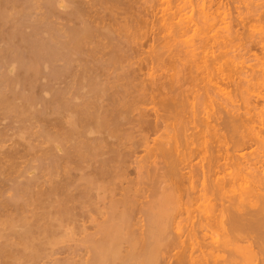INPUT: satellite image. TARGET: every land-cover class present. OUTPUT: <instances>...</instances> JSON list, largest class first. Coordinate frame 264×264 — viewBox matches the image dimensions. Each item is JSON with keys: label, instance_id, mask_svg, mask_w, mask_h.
Masks as SVG:
<instances>
[{"label": "bare ground", "instance_id": "1", "mask_svg": "<svg viewBox=\"0 0 264 264\" xmlns=\"http://www.w3.org/2000/svg\"><path fill=\"white\" fill-rule=\"evenodd\" d=\"M126 1L0 0V127H2L0 129V143L6 141L10 134L13 135L12 138L17 136L19 141L17 142V146H20L19 143L22 142L21 139L27 141V137L29 140L31 137L33 138V136H36L35 138H38V140L43 138L45 143H48H46L47 147L45 149L42 148V150H40L41 147H45L46 145L39 146L41 145L39 142L43 139L38 142V145L35 143L38 147L32 145L34 144L32 143L33 139L31 140L32 144H28L29 142H27L28 145L26 147L25 144L23 145L28 155L32 152L34 154V151L35 153L38 151L41 152H38V155L36 154L35 156L42 154V158L39 156L40 158L37 157V159L32 154L35 160H37L35 162H38L39 165L33 166L34 162L32 160H34V158H32L31 162H28V164L31 163V166H26L27 169L30 167L35 170L33 172L35 174L32 173L27 175L25 174L27 169L24 172L22 169V171L20 170L21 172L17 171V175L15 174L16 176L14 177H12V175H7V178L4 177L5 179H1V181L3 180V187L6 186L4 190L1 187L3 192L6 190L11 192H9L10 195L3 199L0 198V264H168L169 262L171 263V261H169L170 259L173 260L174 264H217V262L222 264L220 263L222 262V260H220L222 254L220 253H222L223 250H225V252L230 251L229 255L233 256L235 249H237L238 252H236L239 253V255L237 254L236 256V254H234L235 256H233V258L236 257L237 259L238 257V261H240H237L236 264H253L257 259L259 262L256 264H264V104L261 108H258V110L256 104L254 105L253 103L254 101H251V99L256 100V98L261 99V97L262 100L264 99V78H261L259 82L257 78L252 77L254 75H246L247 71L244 74L241 70L245 65V61L242 60L241 62V57L239 58L240 60H238L239 56H236V54H232L233 57L230 56V52H232L230 48H232L231 46H233L235 40H239V42L243 40V45L241 43L242 46H240L249 53L253 52L251 49L256 45L264 49V25L257 27L253 23V21H257L256 18L259 19L258 22L262 23V21H264V0L262 4H253L254 1H247V5L246 3H242L245 4L244 10L246 11L242 14L246 16L243 17L241 16L242 14L238 12V16L234 17L236 20L234 24L233 22L235 20L228 19L227 21L226 17H221L217 14V4H215L217 9L213 10L215 7L212 9L213 6H207V4L204 3L206 0H200V3L196 0L197 4L195 5H199L197 6V12H194L196 16L192 12L193 4L192 6H190V4L187 5L186 0H178L179 3L176 0H156L158 1L156 6L159 8L155 6L154 8V4L152 5L153 10L151 11V17L153 20L151 19V22H155L157 26L159 25L158 28H160V30H158V32H166H164L165 34L162 36V40L165 35H167L166 37H169L167 38L168 41L170 42L171 40V46L174 45L175 47L170 49L169 54L173 53L172 50H175L174 54L178 56L184 49L182 52L184 56L181 57H183L184 63L186 62L187 65L191 67L189 70H192L193 67L196 70L198 68L197 72L203 71L202 73H204V76L202 73L200 74L202 75L201 77H205V80L203 79L202 81H206V85L203 86V91L206 86L210 88L211 91L206 88L205 94L203 93L204 95L202 96L207 100V103L209 101L211 104L210 107L212 103H218L216 101L217 97L221 96L223 91L226 90L223 84L230 83V86L235 84L234 86L237 87L236 89L240 94L245 108L243 109L246 111V114L249 115V112L250 114L253 112L255 113L257 110L258 112L255 115L253 113V117L251 115L245 118L244 116H235L231 114V112L229 115L228 113L226 114L228 110L232 111L233 108L227 109V111L225 108H223V111L221 109L217 110L220 114L224 112L222 114L225 118L221 115L220 117L223 118V121L221 119L219 121L220 123L222 122V127L220 129H222V131H227L226 135L225 133H221L227 138L229 136V140H226L227 138L217 132L219 130L217 129L218 125H215V128H211L210 125L213 123L207 121L211 116L209 112L210 116L207 119L200 117L202 114L199 116L201 120L203 119L202 123L199 124L201 120L197 119L199 118L197 116L198 107L196 106L198 103L195 104L197 107L195 110L192 108L194 107L193 104L198 100L194 103L191 101L189 105H192V107H190L193 111L190 116L194 118H189L192 119L194 123L189 119V121L186 120V124L190 123L191 126L188 125L189 127L186 128V125H182L185 124V122L183 121L184 123L181 124V119L178 118L180 110L178 106H180L179 104H181V102L183 103V97L180 93L183 94V90H179V95L176 94L178 91L175 88L179 89L180 87L176 86L178 85V78L176 79L173 77L174 74H172V79H176L177 82L171 80V77L169 81L171 80L177 84L170 81V86L164 85L167 86L166 89L170 90H166L164 93L162 91L161 93L159 90L157 93L163 94V97L161 100L159 97V102H157L160 103V105H158L159 109L161 108L160 110L166 114L171 115V113L178 110V113L176 112L177 114H174V116L175 119L176 116L178 118L179 122H177L179 125H177L179 127L174 128V126H172L173 124H170L175 131L172 129L170 131L171 127L169 126L168 130L173 133L167 132L171 136H167V132L165 133L166 135H163L162 131L160 132L161 134L158 133L157 135H161V138L165 137V142L163 143L162 139L158 136L159 139L157 137L153 138L154 143L158 145L153 143L155 147H152L156 149L153 153L156 154V152L158 153L159 151L156 155L161 153L160 155H162V157L167 156L166 158L164 157L163 160L168 159V163L167 161L165 162V168L167 164L168 168H166V171L164 169L165 172L164 175H162L166 178L168 177L167 180H172V187L170 188V182L167 184L165 179L166 185L170 184L168 186L169 188L166 186L164 190V183L162 188L160 187V190L163 191L160 192L159 190L160 194H157L158 197L155 200L158 202L156 203L154 200H145L147 203L145 206H143L144 204H142V202V206H140V202L138 201L141 196L140 194V196L136 195L139 189L132 188L137 181L133 182L134 184L131 182L129 187H125V185L123 187V183L125 182L123 178L125 176H122L126 173H124L122 169L126 166L125 163L128 158H126V156H129V153L126 152L127 150L129 151V144L134 143L132 142L134 130L132 133L127 132L129 131L130 124L133 122V126L138 119L140 120V118L142 119L143 116H145L143 115L144 110L141 108L139 109L141 102L145 104L148 102L145 100L149 99L154 101L152 98L155 96L153 94L154 96L152 95V97H150L151 91L147 90L151 89L149 88V83L146 87V84L143 83V79L141 81V78L137 75L140 70L138 69V72L134 70L135 73L133 72L134 67L132 68L131 66V64H133L131 63L133 59L130 61L127 56L129 51L127 52L125 47L126 43H132L134 41H130L135 37L132 31L133 29L130 27H134V25L135 28L138 27V21L140 20L148 24L146 20L148 17L146 16L145 19L140 18V20H138L140 15L137 14L139 13L138 9V12L136 11L137 13L133 12L130 14L132 12H130V10L131 7H133L131 6L133 0L132 2L130 0L131 3H126ZM173 1L176 2L174 3ZM259 2H261V0ZM220 6L221 5H219V7ZM189 7L190 10H188ZM121 8H123V14L126 16L131 15L134 21L130 16H127V19H125V15H122L125 17L123 18L124 20L122 19L123 21L118 22L117 20L119 18L116 19L115 15L116 13L118 14ZM39 9H41L40 12H36V10L38 11ZM34 11L37 14L36 16H39L33 20L31 17ZM149 11L150 10H148V12ZM145 12L143 11V13ZM121 14L122 13H120V15ZM133 14H137L136 16H138V19H135ZM58 19H61V22H63L57 21L56 23ZM106 20L110 21V23L105 22ZM131 21H133L132 26L130 24ZM156 29L157 28H155V30ZM184 36H186V38ZM181 37H183V39H181ZM171 38L180 43L182 48L180 49L179 44L176 42H174L176 43L174 44ZM154 39H156L155 36ZM168 41L166 40L164 42L166 43ZM164 42L162 45H164ZM129 45L126 44V46H128L127 48H129ZM167 45L168 47L164 48H167L168 52V48L171 46H169L168 43ZM176 45L178 46L176 47ZM135 47H137V45ZM139 48H137V50ZM176 48H178V50ZM198 50H202L203 54L205 50H210V52H208L209 54L211 53V55L208 58L201 54L203 58L205 56L206 59H201V62L200 60L197 61L196 59L199 57H197V55L200 54ZM195 51H197V54ZM131 52L133 53V51ZM157 53H159V50H157ZM253 54L251 53V56ZM156 56L157 61H160L158 58L161 54ZM173 57L176 61L180 60L179 57V60H177L175 56ZM234 58H236L239 63ZM176 61L174 63L178 65H175V67L179 72L178 68L181 64ZM170 62H172V60ZM184 63H182V67L183 65L185 67L186 64ZM257 65L261 68H259L261 72L259 69L258 71L264 74V62L259 61ZM182 67L180 66L181 70ZM184 67L183 70L186 71ZM186 68L188 69V66ZM249 68L251 69V73L255 71L253 66H249ZM194 71L195 70H193V72ZM178 72H175L176 77L181 74V71L179 74ZM187 72L188 70L186 73ZM152 73L154 74V72ZM186 73H184V75ZM135 75L138 76V78L136 77V81ZM248 76H250V78H248ZM187 77L189 78V76L185 78ZM146 79L144 78V80ZM150 80H152L151 77ZM253 80H255V82H253ZM186 82L187 81H185V83ZM158 86H160V84ZM158 88L159 87H157V90ZM161 88H163L162 85L160 86V89ZM172 90H176L174 91L175 93ZM235 90L234 93H236ZM148 91H150V93ZM153 91L155 90L152 89V92ZM215 93L218 96H216ZM227 94L230 96L233 93ZM148 96L149 99H147ZM179 96L182 97H180L181 100ZM234 97H237V94ZM231 98L233 99L232 96ZM240 98L238 97V99ZM189 99L187 98L186 102H189ZM232 99H229L231 100L230 103H234ZM139 103L140 105L137 107ZM151 103L154 104V102ZM223 103L224 102L220 103L219 107L217 104L216 109L220 108ZM182 105L183 104H181L180 107L182 109L185 108V106L183 105V107ZM185 105L187 106L188 103H185ZM252 109L256 111H252ZM135 110L139 111L138 114H143L140 118L137 116L138 119H135L136 121L134 122V116L132 118L131 114ZM187 110L189 111V109ZM202 112H204L203 109ZM160 114L158 115L160 116ZM216 114L218 115L219 113L216 112ZM182 116L184 115H180V117ZM254 116L260 117V119L258 118L259 121L256 119L258 122L254 119ZM168 117L167 119L169 120L170 118ZM218 117L219 115L215 118ZM171 118L174 120V117ZM145 119L143 121H137V124L135 123L134 125L138 126V123L141 124H139V128L136 127L134 129L138 128L140 131L142 127V131H146L143 130V128H145L144 126L146 124L149 126L150 123L147 122V119V121H145ZM182 119L184 118L182 117ZM212 119L211 117V120ZM253 119L258 124H262V128L259 126L260 128L256 129L255 126H257V124L255 125V123L252 122ZM54 120L56 123H60L58 124L61 125L59 130L58 128L53 129V127L49 129V127L47 128V126H45V124L48 125ZM55 121L52 123H55ZM156 121L154 125H150V128H158L160 123H158L159 120ZM197 121L199 122L197 123ZM144 122L147 123L145 124ZM128 123L129 127L127 126V129L124 125ZM142 124L145 125L143 126ZM193 124L197 127L195 128ZM32 126L35 128L33 129ZM48 126L51 127L53 125L51 124ZM198 126L203 128V130L205 126V130L207 131H204L205 135H203V130H197ZM150 128L149 130H154ZM139 131L137 130V132ZM154 131L152 134H155ZM157 131L159 130L156 129L155 132L157 133ZM199 131L201 132L199 133ZM208 132L209 134H213V136L210 134L213 140L214 136L221 135L223 137L220 136V138H225L231 145L227 147L228 143L223 139L221 143L223 142L222 145H226V149L218 147L216 150L217 143L215 147L209 148L207 145L209 142L204 139L206 133L207 136L209 135ZM198 133L204 136L200 135L201 141L204 140V144L200 143L199 145L202 144L204 146H201V149H199L203 160H207V162L204 163L205 165L199 164V160L198 162L194 161V164L191 163V158L195 153L196 157L199 154L196 149L191 148L189 144L194 147L193 145H195L196 142L199 143L200 140L195 141V139H198L196 138L199 135ZM192 136L196 137L193 138ZM218 137H216V139H218ZM190 138L193 139V144L188 142ZM220 138L218 140L215 139L216 142L220 141ZM168 139H170V141H168ZM198 143L196 144L198 145ZM218 143V146H221L220 142ZM168 144L171 150L167 149L169 148ZM212 144L214 143L212 142ZM252 144L257 145L258 150L255 149L257 151H253L252 153L249 151L248 154L238 152V150L247 149V147ZM130 145L134 147V145ZM182 147L183 152H181ZM61 148L62 151H59ZM125 148L127 149L125 150ZM172 148L174 151H172ZM259 148L262 150L259 151ZM222 149H225L224 156H221ZM3 150L4 149L0 152L2 154V156H0V162H2V164L5 162L8 163L6 159L11 161L12 156L15 157L13 150L7 152ZM234 150H237L238 153H232ZM218 152L220 153L218 154ZM172 154L174 155L172 156ZM189 154H191V157ZM5 157L6 159H4ZM187 160L189 162H187ZM176 161L179 162L177 166ZM123 163L124 165H122ZM159 163L162 164L160 161ZM182 163L185 164H183V166L190 167L189 171H185L184 174L183 171L182 173L180 172L181 168L178 167L179 164L182 165ZM187 164L190 165L187 166ZM0 166L6 167L5 165ZM12 169L16 170L15 168ZM37 170L38 172H36ZM151 170L153 169L151 168ZM5 172L6 170L1 167L0 174L3 175ZM18 172H20L19 175ZM152 172L154 173V170ZM39 173H41V176L38 175ZM151 173L148 170V174ZM7 174H9V172ZM159 174L161 175V173ZM160 175L159 178L157 174H155L158 180L164 178ZM21 177H23V179H21ZM40 177H42V180H40ZM125 180L127 179L125 178ZM182 181L185 184L182 183ZM204 181L208 184H204ZM155 182L157 183V181ZM156 183H151L150 187L152 184L154 185ZM182 185L186 187L182 188ZM154 187L157 188L156 185H154ZM153 188L151 187V190H153ZM227 192L232 193V196H227L229 198L227 201L220 202L221 204L218 203L219 205L217 206V203L211 202L214 199L212 196H216L218 199V197H222L223 194ZM1 193L0 195H2ZM105 193L107 196L104 197V195H106ZM183 196L191 201V203L196 201L199 202L198 200L206 202L209 197L213 199L203 204V209L209 206L208 208L210 211L204 213L206 209L203 211L201 210L204 213H202V215L201 213L200 215H192L194 212L190 213L188 209L187 211H185L186 209L182 210L186 213L189 212L190 215L189 218H187L188 221H186L188 224H186L185 229L182 230L184 231L183 234L185 235V239H180V237H182V233H180L182 229L180 224L181 221H179L180 219L176 221L178 216L174 214V209L179 202L180 206L181 202L184 204L182 201ZM104 198L107 199V202L102 201ZM175 203L177 205L174 207ZM200 204L197 205L199 209L201 207ZM181 207L180 209L183 208ZM177 208L179 207L177 206ZM201 211L198 210V213ZM179 213L178 211V215H180ZM139 214L143 215V219L137 216ZM181 215L180 218L182 219L183 215ZM138 219H141L144 223L141 220L139 221L142 224L137 222ZM89 221L94 222L93 225H91L92 223L87 225L86 222ZM213 228L215 230L219 229L220 234L219 232L217 233V231L214 234H219L220 237L216 238L217 235L214 237L208 234V232H210L208 230ZM172 229H175L173 231L175 235L171 234L173 233ZM75 234L80 237L74 239L73 236ZM176 238L180 239L177 240L179 243L176 241ZM69 241L75 244L73 243V245H71V242V244H69L70 246L64 244ZM237 242L239 243L238 246L236 244ZM243 242L246 244L244 245ZM228 245L231 248L233 245H236L235 249L234 246L232 248L234 252ZM208 246L211 247V251L209 252L205 251V247L208 248ZM227 246L228 248L226 250L225 247ZM220 247L222 250L219 249ZM173 248H175L174 250L177 252L173 250L174 253L171 252V254L173 253L171 255L170 250ZM225 259L223 261H225ZM225 263L228 264V262Z\"/></svg>", "mask_w": 264, "mask_h": 264}, {"label": "rangeland", "instance_id": "2", "mask_svg": "<svg viewBox=\"0 0 264 264\" xmlns=\"http://www.w3.org/2000/svg\"><path fill=\"white\" fill-rule=\"evenodd\" d=\"M125 1H126V0H125ZM136 1H137V2H136ZM155 1H156V0H133V2H132V0H131L132 3L130 2V0L126 1V3H127V2H130V3H131V6H133V7H131L130 12H131V11H132V12H131L130 14H132L133 12H134V13H137V12L139 11V13H137L138 15L140 14V15H139V19H138V16H136L137 14H133L135 19L140 20V18H144V19H145L146 16L148 17V18H146V20L148 21V24L144 23L145 21L143 22V20H140L141 23H140V21H138L140 27H139V26L136 27L137 29L135 28V25H134V27H130V28L133 29L132 31L134 32L135 37H134L132 40H130L131 42L134 40L132 43H130V42L126 43V44H128V45H129V44H132V45H129V48H127L128 46H126V44H125V47H126V49H127V52L129 51V52L127 53V54H128L127 56H128V58L130 59V61L133 59V60L131 61V63H133V64H131V66H132V68L134 67V68H133V72H134V70H136V72H138V71L140 70V72H139L138 74H137V73H136V74L141 78V81H142V79H143V83L146 84V87L149 85V88H151V89H147V90H150V91H151L150 97H152L153 94H154L155 96H156V95L158 96V97L156 96V100H155V96L153 95V96H154V97H153L154 99L152 98V100H154V101H151V100L149 99V96H148L147 99H149V100H145V101H148V102H150V103L146 102V103L144 104V102H143V104H142V102H141V105H140V103L137 105V107L140 105V106H139V109L141 108V109L144 110V111H143L144 114H143V113L138 114L139 111H137V110L133 111V113H132L133 115L131 114L132 118H133V116H134V119H133L134 122L138 119V117H139V118H140V116L142 117V114L145 115V116H143V118H144V119L146 118L148 121H147L146 119H145V121H147L148 123H150L149 126H147V124H146L147 122H146V123L144 122V123L146 124V125L144 124L145 126L142 124V125L145 127V128H143V130H146V131H142V127H141V130H140L141 132L139 131V129H138L139 127H138V126H139V124H141V123H138V126L134 125L135 123L137 124V121H138V122H139L140 120L143 121V120H144L143 118H142V119L140 118V120L138 119V120L133 124V126H132V123H133V122H132V123L130 124V127H131V126L133 127V128L131 127L132 129L128 126L129 123L126 124V125L123 124L125 128H127V126L129 127V129L127 128V129L129 130V131H127V132H131V133H132L133 130H134V136H133V139H132L133 141H132V142L135 143V144H134V143H130V144L134 145V147L131 146V145L129 144L130 147H128V148H129V151H130L131 153H130L128 150L126 151V152L129 153V154H128L129 156H126V158L128 157L127 160H126L127 162L125 161V162H126V163H125L126 166H125V167L123 166L124 168L122 169L123 172L126 173V174L121 173V174H123L122 177L125 176V177L123 178V179H124L123 181H125V182H124L125 184L123 183V187H124V185H125V187H126V186L129 187V186L131 185V182H132V183H133V182H136V181L138 182V183L136 182L135 184L133 183L135 186H132V188H133V189H134V188H136V189L138 188V189H139L138 192L136 191V192L138 193V194H136V195H138V196L141 195V196H142V197L140 196L141 198L139 197V199H138V201L140 202V206H142V204H144L143 206H145V204H147L146 201H153V200L155 201V200H156V198L158 197L157 194H160V192L163 191V190H160V189L162 188L163 184L165 183V179H166L167 184H168V182H170V184H171V181H172V180H171V181L167 180L168 177L166 178V177L163 176V175H164V172L166 171V168H168V167H167L168 164H167V166H166V168H165V165H166L165 162H166L168 159L163 160L164 157L166 158L167 156H163V157H162V155H160V154H161V153H160V154H159L160 157H159V155H156V154L159 153V151H158V153L156 152V154L153 153V151L156 150V149H153V148H152V147H155V146L153 145V143H154V139H153V138H156V137H157V138L159 139V137H160L161 135H160V136L157 135L158 133L161 134L160 132L162 131V133H163V135H164L167 131H169V130H168V129H169V126L171 127V128H170V131H171V129H172V126H174V128L179 127V126H178V125H179V124H178V122H179V121H178V118L181 119V124L185 122V124H182V125H186V128H188V127L190 126V123H189V124H186V120H187V121H189V120L192 121V119H193L194 117H191L190 115L192 114V111L195 110V109L198 107V108H197V110H198V111H197V113H198L197 116L199 117V116L202 114V116H200V117H203V119H204V118L207 119V118L210 116V114H211V116L209 117L210 119H207V121H209V123L212 122L213 124L216 123V124H214V125L211 123V124H212V125H210L211 128H215V127L218 125V126H217V129H219L220 131L218 130L217 132H219V133L222 132L223 134L225 133V135H226V132H227V131H225V130L223 129V130L225 131V132H224V131H222V129H220V128L222 127V126H221V125H222V122L220 123V121H219L220 119L223 121V118H222V117H224V116H223L222 113H224V112H222V113L220 114V112L217 111V110L221 109V110L223 111V108H225L226 111H227V109H232V108H233L232 111H231V110H228V112H226V114L228 113V115H229L230 112H231V114H234L235 116H236V115H237V116H240V117H241V116H244L245 118L250 117V116L254 113V112L252 113V111L255 110V109H254V110L252 109V111H251L252 114H250V112H249V115L246 114V111L244 110L245 108H244L243 103H242V99L240 98V94H239L238 90L236 89L237 87L234 86L235 84L232 85V83H231L232 86H230V83H227V84L224 83L223 86L225 85L224 87H225L226 90H224L225 92L223 91V94H225V95L221 94V96L217 97V99H216V101H217L218 103H219V102H220V103L224 102L223 104H225V105L221 104L220 108L216 109L218 103H217V104L212 103V106L210 107L211 104L209 103V101H208V103H207V100H205V99H204V96H202V95L205 94V90H206V88H207V86H206V87H205V90L203 91V89H204L203 86L206 85V84H205L206 81H202V80L205 78V77H204V78L201 77L202 75H200V74L203 72L202 69H201L202 72H197L198 68H197V70H196V69L193 68V67H192V70H189L191 67H189V65H187L186 62L184 63V59H183V57H181V56H184V55L182 54V52H183L184 49H183L182 51L179 50V51H181V53L179 52L180 54H178V56L174 54V53H175V52H174L175 50H172L173 53H170V54H171V55H170V54H169L170 49H173L174 45L171 46V40L169 39L170 42L168 41L167 38H169V37H166L167 35H165L164 39L162 40V36H164V34H165L166 32L164 31L165 33H164V32L161 33V31H159V32H160V33H159V32H158V30H160V28H158L159 25L157 26V24H156L155 22H153V23L151 22V19H152V17H151V11L153 10L152 8H153L154 6H155L156 8H159V7L156 6V4H157L158 1H156V3H155ZM171 1H172V0H171ZM176 1L178 2V0H176ZM176 1H173V2L175 3ZM179 1H180V0H179ZM199 1H200V0H198V2H199ZM201 1H202V0H201ZM212 1H213V2H212ZM212 1H211V0H209V1L206 0V2H204V1H203V2L206 3L207 6H208V5H209V6H210V5L213 6L212 9L215 7L213 10H216V9L218 8V9L216 10V11H217V14H219L221 17H226V18H227V21H228V19H230V20H231V19L235 20L234 17H237V16H238V12L241 13V14L244 13V12H246V11L244 10V9H245V7H244L245 4H242V3H246V5H247V3H248L247 1H249V2H250V1H252V2L254 1L253 4H254V3H256V4H257V3H259V4L261 3V4H262V1H263V0H261V2H259L260 0H246V1H245V0H212ZM256 1H257V2H256ZM90 2H91V1H90ZM134 2H135V3H134ZM173 2H172V4H173ZM190 2H193V3H190ZM196 2H197L196 0H191V1H190V0H189V1L186 0V4H187V5L190 4V6H192V4H193V6H194L195 4H197ZM217 2H218V3H217ZM88 3H89V1H88ZM130 3H129V5H130ZM140 3H141V4H140ZM142 3H143L144 5H143ZM178 3H179V2H178ZM199 3H200V2H199ZM212 3H214V4H212ZM132 4H133V5H132ZM134 4H135V5H134ZM138 4H139V5H138ZM153 4H154V5H153ZM215 4H217V5H216L217 8H216ZM150 5H151V6H150ZM152 5H153V7H152ZM219 5H221V6L219 7ZM242 5H243V6H242ZM142 6H143V7H142ZM144 6H145V8H144ZM146 6H147V7L149 6L148 9H147ZM193 6H192V10H193L192 12H193V14L195 15L194 12H197V6H199V5H195L194 7H193ZM134 7H135V8H134ZM141 7H142V9H141ZM155 7H154V8H155ZM221 7H222V8H221ZM243 7H244V8H243ZM132 8H133V9H132ZM194 8H195V11H194ZM137 9H138V11H137ZM146 9H147V10H146ZM212 9H211V10H212ZM242 9H243V10H242ZM33 10H35V9H33ZM40 10H41V9H39L38 11L36 10V12H40ZM122 10H123V8L119 9L118 14L116 13V15H115V18H116V19H117V18L121 19V20L118 19V20H117L118 22L123 21V20H124L123 18H125V17H126L125 19H127V16H130V17L132 18V20H133V17H132L131 15H127V16H126L125 14H123L124 11H122ZM148 10H150V11L148 12ZM188 10H190V7H189ZM136 11H137V12H136ZM143 11H144V12L146 11V12L148 13V15H147L146 12L143 13ZM36 12H35V11L33 12V16L31 17V19L34 20L35 18H37V17L39 16V15L36 16V15H37ZM125 12H126V11H125ZM127 12H128V11H127ZM103 13H105V12H103ZM120 13H122V14L120 15ZM126 14H127V13H126ZM128 14H129V13H128ZM196 14H197V13H196ZM236 14H237V15H236ZM241 14H240V15H241ZM245 14H246V13H245ZM117 15L120 16L121 18L118 17ZM122 15H123V16L125 15V17H123ZM143 15H144V16H143ZM149 15H150V16H149ZM195 16H196V15H195ZM195 16H194V17H195ZM241 16L244 17V16H246V15L242 14ZM136 17H137V18H136ZM128 18H129V17H128ZM255 18H256V17H255ZM122 19H123V20H122ZM148 19H149V20H148ZM129 20H130V19H129ZM152 20H153V19H152ZM254 20H255V19H254ZM256 20H257V21H255V22L253 21V23H254L257 27H260L261 25H264V21L260 20V21H262V23H261V22H258L259 19L256 18ZM57 21H58V22H61V19H60V20H59V19L56 20V23H57ZM125 21H127V20H125ZM125 21H124V22H125ZM133 21H134V20H133ZM133 21H131V23H130L131 26H132V22H133ZM136 21H137V20H136ZM62 22H63V21H62ZM62 22H61V23H62ZM105 22L110 23V21H108V20H106ZM124 22H123V23H124ZM138 22H137V23H138ZM149 22H150V23H149ZM151 23L154 24V25H152ZM234 23H236V20L233 22V24H234ZM253 23H250V24H253ZM134 24H136V23H134ZM144 24H146V25H148V26H146V25H144ZM149 24H150V27H151V28L149 27ZM254 24H253V25H254ZM141 25H142V26H141ZM136 26H137V25H136ZM145 27H146V28H145ZM153 27H154V28H153ZM148 28H149V29H148ZM152 28H153V29H152ZM155 28H157V29L155 30ZM135 29H136V30H135ZM146 29H147V30H146ZM145 30H146V31H145ZM148 30H149V31H148ZM151 30H152V31H151ZM240 30H241V29H240ZM132 31H131V33H132ZM147 31H148V32H147ZM156 31L158 32V35H157V32H156ZM151 32H152V33H151ZM131 33H130V34H131ZM134 34H133V36H134ZM151 34H152V35H151ZM159 34H160V35H159ZM151 36H152V37H151ZM154 36H155L156 39H154ZM156 36H158V37H156ZM136 37H137V38H136ZM159 37H160V38H159ZM184 37L186 38V36H184ZM165 39H166L168 42L165 43V42H164V41H166ZM171 39H172V38H171ZM181 39H183V37H181ZM156 40H157V41H156ZM141 42H142V43H141ZM160 42H161V43H160ZM163 42H164V45H162ZM172 42L174 43V42H176V40H173V39H172ZM167 43L169 44V46H171V47L168 48V52H167V48H164V47H168ZM173 43H172V44H173ZM176 43L179 44V48L181 49V48H182V45H181L180 43H178V42H176ZM176 43H174V44H176ZM237 43H238V44H237ZM241 43H242V45H243V40H242L241 42H239V40H235V41L233 42V46H231L232 48H230L231 51H232V52H230V53H231L230 56H232V54H233V55L236 54V56H239V57H238V60L241 59V60H240L241 62H242V60L245 61V62H244L245 65L242 64V65H244V66L242 67V68H243V69H242L243 71L241 70V72H243V73L245 74V72L247 71V72H246V75H250V76H251V75H254V76H252V77L257 78V80L260 82V81H261V78H264V76H263L264 74L260 73V72H261V71H260L261 68L258 67L259 65H257V64L259 63V61L264 62V60H261V59H264V58H263V57H264V49H261L259 45H256L255 47L253 46L252 49H251V51L253 50V52H251V53H252V54L254 53L253 55L256 56V58H255V56H253V55L251 56V53H249L246 49H242V47H241V46H242ZM138 44H139V45H138ZM136 45H137V47H135ZM140 45H141V47H140ZM166 45H167V46H166ZM230 45H232V44H230ZM240 45H241V46H240ZM150 46H151V47L153 46L152 49H151ZM177 46H178V45H176V47H177ZM235 46H236V47H235ZM130 47H131V48H130ZM133 47H134L135 49H134ZM139 47H140V48H139ZM162 47H163V48H162ZM137 48H139V49L137 50ZM141 48H142V49H141ZM174 48H175V47H174ZM237 48H238V49H237ZM129 49H130V50H129ZM133 49L135 50V54H134V50H133ZM176 49L178 50V48H176ZM107 50H108V49H107ZM152 50H153V52H152ZM157 50H159V53H157ZM165 50H166V51H165ZM235 50H236V51H235ZM131 51H133V53H132ZM142 51H143V52H142ZM198 51H199L198 53H200V54L197 55V57H198V56H199V57H198V59H196V60H197V61L200 60V62H201V59H202V60H203V59H206V57L209 58L210 55H211V53L209 54L210 50H205V51H204V54H203V51H202V50H198ZM208 51H209V52H208ZM229 51H230V50H229ZM136 52H138V53H136ZM140 52H141V53H140ZM144 52H145V53H144ZM164 52L167 53V54H165ZM177 52H178V51H177ZM195 53L197 54V51H195ZM131 54H132V55H131ZM159 54H161L160 57H162V58L159 57L158 60H160V61H157V56H156V55L159 56ZM163 54H164V55H163ZM168 54H169L170 56H172V57H170ZM172 54H173V55H172ZM201 54L205 55L206 57L204 56V58H203V55H201ZM135 55H136V56H135ZM150 55H151V56H150ZM165 55H166V56H165ZM167 55H168V56H167ZM179 55H180V56H179ZM153 56H154V57H153ZM164 56H165V57H164ZM173 56H175V57L177 56V57H176L177 60H179V59H180V60H179V61H176L175 58H174ZM137 57H138V58H137ZM151 57H153V58H151ZM155 57H156V59H155ZM169 57H170V58H169ZM178 57H179V59H178ZM232 57H233V56H232ZM234 57H235V56H234ZM240 57H241V58H240ZM257 57H258V58H257ZM143 58H144L145 60H144ZM147 58H149V59H147ZM150 58H151V59H150ZM168 58H169V59H168ZM185 58H186V57H185ZM195 58H196V56H195ZM199 58H200V59H199ZM208 58H207V59H208ZM239 58H240V59H239ZM166 59H167V61H166ZM181 59H182V61H181ZM234 59L237 60L236 58H234ZM257 59H258V60H257ZM171 60H172L173 63L170 62ZM174 60H175L176 62H178V63L180 62L179 64H181V65H179V68H178V69H179V72L181 71V74H182V75L180 74V75H178L177 77L175 76V75H176L175 72H178V70L176 69L175 65H178V64H177V63H174V62H175ZM186 60H187V58H186ZM186 60H185V61H186ZM238 60H237V62L239 63ZM130 61H129V63H130ZM135 61H136V62H135ZM139 61H142V62H139ZM165 61H166L168 64H167ZM134 62H135V63H134ZM154 62H155V63H154ZM157 63H158V65H157ZM169 63H170V64H169ZM171 63H172V64H171ZM182 63H184V64H186V65L188 66V69H187V68H186L187 66L185 65V67H184V65H183V67L185 68V70H186V71L188 70L187 73H186V71L183 70ZM137 64H138V65H137ZM262 64H263V63H262ZM58 65H59V63H58ZM144 65H145V67H144ZM200 65H201V64H200ZM238 65H239V64H238ZM242 65H241V66H242ZM135 66H136V67H135ZM137 66H139V67H137ZM169 66H170V67H169ZM180 66L182 67V70L180 69ZM239 66H240V65H239ZM249 66H250V67L253 66V69H255V71H253V72L251 73V69L249 68ZM260 66H261V65H260ZM142 67H143L144 69H143ZM261 67H262V66H261ZM140 68H141V69H140ZM160 68H161V69H160ZM245 68H246V69H245ZM259 68H260V69H259ZM138 69H139V70H138ZM142 69H143V70H142ZM258 69H259L260 72L258 71ZM193 70H195L196 72H195V71L193 72ZM131 71H132V70H131ZM191 71H192V72H191ZM199 71H200V69H199ZM142 72L145 74V77H144V74H143ZM152 72H154V74H153ZM179 72H178V74H179ZM182 72H183V73H182ZM190 72H191L192 74H191ZM257 72H258V73H257ZM134 73H135V72H134ZM184 73H186V74L184 75ZM146 74H147V75H146ZM149 74H150L151 76H150ZM172 74H174L173 77H175L176 79L178 78V79H177V81H178V85H176V86L180 87L179 89L175 88L176 86L174 87V88L178 91V93H176V94L179 95V90H181V91L183 90L182 93L184 94V95H183V94L180 93V95L183 97V99H182V100H183V103L181 102V104H183V105L185 106V108H183V109H185V110H183V109L180 107L181 104H179L180 106H178V107H179L180 110H181V114H180V110H179V113L177 112L178 110L176 111V112L178 113V118H177V116H176V119H177V120L175 119V116H174V114H175V115L177 114L176 112L171 113V115H173V116H171L170 114H166V113H164L162 110H160L161 108L159 109V106H158V105H160V103H158V102H159V101H158L159 97H160V100H161V98L163 97V94H161V93H162V92L164 93L166 90H167V91L170 90V89L168 90V89H166V88H167V86H170L169 82H170L171 80L174 79V78L172 79V77H171ZM196 74H197V76H196ZM202 74H203V76H204V73H202ZM137 75H135V81H136V77L138 78ZM153 75H154V76H153ZM163 75H164V77H163ZM169 75H170V76H169ZM193 75H194V77H193ZM246 75H245V76H246ZM147 76H148V77H147ZM149 76H150L151 79L154 80V81L150 80V77H149ZM186 76H189V78H188V77L185 78ZM243 76H244V75H243ZM250 76H248V78H250ZM146 77H147V79H146ZM153 77H154V78H153ZM158 77H159V78H158ZM170 77H171V80L169 81ZM140 78H139V80H140ZM144 78H145L146 80H144ZM157 78H158V79H157ZM162 78H163V79H162ZM179 78H180V79H179ZM255 78H254V79H255ZM148 79H149V80H148ZM176 79L173 80V81H176ZM157 80H158V81H157ZM161 80L164 81V82H162ZM179 80H181V81L183 80L184 82H183V81L181 82V81H179ZM204 80H205V79H204ZM173 81H171V82H173ZM177 81H176V82H177ZM185 81H187V82L185 83ZM150 82H151V83H150ZM176 82H175V83H176ZM253 82H255V80H253ZM148 83H149V84H148ZM152 83H153V84H152ZM155 83H156V84H155ZM163 83H164V84H163ZM165 83H168V84H165ZM173 83H174V82H173ZM175 83H174V84H175ZM147 84H148V85H147ZM159 84H160V86L162 85L163 88L160 89V86H158ZM171 84H172V83H171ZM176 84H177V83H176ZM181 84H182V85H181ZM155 85H156V86H155ZM164 85H167V86H164ZM172 85H173V84H172ZM172 85H171V86H172ZM152 86H153V87H152ZM184 86H185V87H184ZM233 86H234V87H233ZM154 87H155V88H154ZM157 87H159L158 90H157ZM208 87H209V86H208ZM257 87H258V86H257ZM257 87H256V88H257ZM164 88H165V89H164ZM168 88H169V87H168ZM174 88H173V89H174ZM182 88H183V89H182ZM231 88H232V89H231ZM234 88H235L236 90H235ZM152 89L155 90V91L152 92ZM227 89H228V90H227ZM230 89H231V90H230ZM159 90H160V92H161V91H162V92H161V93H157V92H159ZM163 90H164V91H163ZM176 90H172V91L174 92V91H176ZM184 90H185L186 92H185ZM207 90H210V91H211L210 88H207ZM234 90H235L236 93H234ZM150 91H148V92L150 93ZM181 91H180V92H181ZM212 91H213V90H212ZM227 91H228V92H227ZM232 91H233V92H232ZM231 92H232L233 94H232ZM146 93H147V91H146ZM174 93H175V92H174ZM203 93H204V94H203ZM227 93L232 94V95L229 96ZM215 94H216V93H215ZM226 94H227V96H226ZM236 94H237V97H234ZM238 94H239V95H238ZM254 94H255V93H254ZM148 95H149V94H148ZM222 95H223L224 98L222 97ZM181 96H179V98H180ZM186 96H187V97H186ZM216 96H218V95L216 94ZM228 96H229V99H232L231 96L233 97L232 100H234V103H230L231 100L228 99ZM182 97H181V98H182ZM220 97H222V98H220ZM226 97H227V99H226ZM238 97H239L240 99H238ZM181 98H180V100H181ZM184 98H186V99H184ZM187 98H188V99L190 98L191 100L189 99V100H188L189 102H186ZM193 98H194V99H193ZM195 98H196V100H195ZM201 98H202V99H201ZM215 98H216V97H215ZM234 98H235L236 100H235ZM253 98H255V97H253ZM200 99H201V101H200ZM220 99H222V100H220ZM225 99H226V100H225ZM250 99H251V98H250ZM257 99H258V98H256V100H254V99L252 100V99H251V101H252V102L254 101L253 103H254V105L256 104V106H257L256 108L258 109V108H261V106L264 104V101H263L264 99L262 100V97H261V99H258L259 102L257 101ZM184 100H185V103H186V104L188 103L187 106L185 105ZM197 100H198L199 102H198ZM203 100H205V101H204L205 103L202 102ZM240 100H241V101H240ZM157 101H158V102H157ZM191 101H192L193 103H194L195 101H197V102H195V103L193 104L194 107H192V105H189ZM216 101H215V102H216ZM225 101H226V102H225ZM235 101H236V102H235ZM151 102H154V104H155V103H156V104L154 105V104H152ZM228 102H229V103H228ZM237 102H238V103H237ZM262 102H263V103H262ZM157 103H158V104H157ZM197 103H198V104H197ZM220 103H219V104H220ZM191 104H192V103H191ZM195 104H197V105H196L197 107L195 106ZM200 104H201V105H200ZM203 104H204V105H203ZM205 104H206V106H205ZM214 104H215V105H214ZM219 104H218V107H219ZM226 104H228L229 106L226 105ZM230 104H231V105H230ZM233 104H234V105H233ZM236 104H237V105H236ZM153 105H154V106H153ZM183 105H182V106H183ZM202 105L205 106V107H203ZM222 105H223V107H222ZM156 106H157V108H156ZM184 106H183V107H184ZM190 106H191L192 108H194V109L192 110V108H191ZM208 106H209V107H208ZM215 106H216V107H215ZM242 106H243V107H242ZM258 106H260V107H258ZM154 107H155L156 109H155ZM160 107H161V106H160ZM206 107H207V108H206ZM212 107H213V109H212ZM221 107H222V108H221ZM227 107H228V108H227ZM144 108H145V109H144ZM153 108H154V109H153ZM190 108H191V110H190ZM235 108H238V109H235ZM240 108H241L242 110H241ZM243 108H244V109H243ZM187 109H189V111H188ZM202 109H203V111H204L205 113L202 112ZM225 109H224V111H225ZM205 110H206V111L208 110V111L206 112ZM212 110H213V111H212ZM214 110H216V111H214ZM258 110H259V109H258ZM258 110H257V111L255 110L256 112L254 113V115L258 112ZM186 111H187V112H186ZM199 111H201V112H199ZM210 111L213 112V113H211ZM233 111H234V113H233ZM154 112H155V113H154ZM183 112H184L185 114H184ZM208 112H209L210 114H209ZM216 112L219 113V114H218L219 117H220L221 115H222V117H220V118H219V117H218V118H215L216 116H218V115L216 114ZM153 113H154V114H153ZM160 113H162L163 115L160 114ZM189 113H190V114H189ZM207 113H208L209 115H208ZM155 114H156V115H155ZM158 114H160L161 117H160ZM165 114H166V116H165ZM204 114H205V116H204ZM212 114H214V115H212ZM180 115H184V116H182L184 119H182V117H180ZM137 116H138V117H137ZM163 116H164V117H163ZM168 116H169V117H168ZM167 117L170 118V119L168 120ZM171 117H174V120H172ZM189 117L192 118V119H190ZM200 117L197 118V119L201 120ZM211 117L213 118L212 120H211ZM252 117H253V115H252ZM155 118H156V120H159L158 123H160L159 126H160V125H161V126L159 127V126L157 125V124H158V123H157L156 125L158 126V128H155V129H154V128H150V125H151V124L154 125V123L157 122V121L155 120ZM163 118H164V119H163ZM186 118H187V119H186ZM224 118H225V117H224ZM242 118H243V117H242ZM258 118L260 119V117H256V116H254V119H255V120L258 119ZM135 119H136V120H135ZM188 119H189V120H188ZM203 119H202V120H203ZM215 119H216L217 122L215 121ZM243 119H244V118H243ZM254 119H253L252 122L255 123V125L257 124V126H255L253 123H251V124L254 125V126L256 127V129L260 128L262 124H260V123L258 124V123H257V122L259 121V119H258V121L256 120L257 122H256ZM0 120H1V118H0ZM149 120H150V121H149ZM202 120L200 121L199 124L202 123ZM54 121H55V120H54ZM54 121H51V123L48 124V125H51V124H52L53 126H51V127L48 126V125H46L45 123H44V124H45V126H47V128L49 127V129L53 127V129H57V128H58V130H59V127H61V125H58V124H60V123H58V122L56 123V121H55L56 124H55V123H52V122H54ZM177 121H178V122H177ZM183 121H184V122H183ZM214 121H215V122H214ZM198 122H199V121H197V123H198ZM192 123H194V122L192 121ZM197 123H195V124H197ZM54 124H55V125H54ZM170 124H173V125L171 126ZM177 124H178V125H177ZM199 124H198V125H199ZM0 125H1V124H0ZM56 125H57V126H56ZM123 125H122V126H123ZM175 125H177V126H175ZM188 125H189V126H188ZM193 125H194V124H193ZM202 125H203V124H202ZM215 125H216V126H215ZM219 125H220V126H219ZM34 126H36V125H34ZM34 126H32L33 129L35 128ZM54 126H55L56 128H55ZM122 126H121V127H122ZM157 126H156V127H157ZM194 126H195V128L197 127L196 125H194ZM213 126H214V127H213ZM259 126H260V127H259ZM262 126H263V125H262ZM124 127H122V128H124ZM136 127H138V128H137V129H134V128H136ZM148 127H149L150 129H154L155 131H156V129H158L159 131H157V133H156L154 130H149ZM151 127H153V126H151ZM190 127H191V126H190ZM223 127H224V126H223ZM1 128H2V127H0V129H1ZM146 128H147V129H146ZM160 128H161V129H160ZM261 128H262V127H261ZM263 128H264V127H263ZM33 129H32V130H33ZM38 129H39V126H38ZM198 129L203 130V128H200L199 126H198L197 130H198ZM4 130H7V129H4ZM32 130H31V131H32ZM36 130H37V127H36ZM51 130H52V129H51ZM137 130H138L139 132H137ZM172 130H173V129H172ZM195 130H196V129H195ZM33 131H34V130H33ZM33 131H32V132H33ZM52 131H53V130H52ZM54 131H55V130H54ZM56 131H57V130H56ZM151 131H152V132H151ZM153 131H154L155 134H152ZM170 131H169V133L172 134L173 132H170ZM173 131H175V129H174ZM189 131H190V130H189ZM204 131H206V130H205V126H204V130H203V132H204ZM9 132H10V131H9ZM200 132H201V131H199V133H200ZM203 132H202V133H203ZM206 132H207V131H206ZM217 132H216V133H217ZM169 133L167 132V136H171ZM187 133H188V132H187ZM199 133H198V134H199ZM219 133H218V134H219ZM222 133H221V134H222ZM136 134H137V136H136ZM168 134H169V135H168ZM208 134H209V132H208ZM210 134H212V133H210ZM210 134L207 136V133H206V136L204 137V136H203V135H205V132H204L203 135H202V134H199L197 137L194 136V137L198 138V139H195V141H197V140H200V141H201V138H200L201 136H200V135H202V136L204 137V139H206L207 142H209V144L206 143V144L208 145L209 148H210V147H215V146H216V143H217L216 150L218 149V147H220V148H225V149H226L227 147H229V146L231 145V144L228 143L229 141H228V142L226 141V140H229V139H228L229 136H228V138H227V137H225V136L222 134L225 138H227L226 140H225V138H223L224 141L228 143V144L226 143V144H227V147H226L225 144H224V145H225V147H224V145H222L223 142L221 143V141H223V139L220 138L221 135H220V136L218 135L219 137L216 136V137H218V139L220 138V141H217V142H216V140H218V139H216V137L214 136V137H213L214 140L216 139V140L214 141V140L210 137ZM138 135H139V136H138ZM145 135H146V136H145ZM156 135H157V136H156ZM165 135H166V134H165ZM215 135H216V134H215ZM12 136H13V135L10 134L9 138H7L6 141H3L2 143H0V149H1L0 152H2V149H4L3 151H5V152L10 151V150H13V153H14V156H15V157L12 156V159H13V160L11 159V161H10L9 159L7 160L6 157H5L4 159H6V161H8V163H7V162L4 163L5 160L3 161L4 164H2V162H0V165H5V166H6V167L0 166V170H1V167H2L3 169L6 170L5 174H4V173H3V175L0 174V176H2V177H0V183H1V184H0V189H1V187H2L3 190L5 189L4 187H6V186L3 187L4 184H3V182H2L3 180L1 181V179H5V178H7V175H8V176H9V175H12V177H14V176L17 175L16 172H17V171H20V170L22 171V169H23V172H24V171L27 169V167H26L27 165L31 166V163L28 164V162H29V161L31 162V159L34 158L33 156H35V155L39 152L38 149H37V151H38L37 153H35V151H34V154H33V152H32L31 154L29 153V155H28V153L25 152V151H26V150H25V149H26L25 147H26L28 144H32V143H34V144H32V145L37 146V145L40 143L41 145H39V146H42V145L45 146V145H46L45 147H41L40 150H42V148L45 149V148L47 147V144H48L47 142H46L47 144L45 143V141H44L43 138H41V139H43V140L40 141L41 139H39V140H38V138L36 139V138H35L36 136H33V138H32L31 136H29V137H31L29 140H28V137L26 138L27 141L24 140V139H21L22 142H20L21 144L19 143L20 146H17V145H18L17 142H19V141H18V138H17V136H16V137L14 136V137L12 138ZM158 136H159V137H158ZM167 136H166V137H167ZM212 136H213V134H212ZM223 136H221V137H223ZM145 137H146V138H145ZM162 137H163V136H162ZM192 137H193V136H192ZM194 137H193V138H194ZM203 137H202V139H203ZM208 137H210V138H208ZM135 138H136L137 141L135 140ZM142 138H143V139L145 138V139L143 140ZM151 138H152V139H151ZM160 138H161V137H160ZM163 138H164V140H163ZM163 138H161V139H162V142L164 143V142H165V137H163ZM207 138H208V139H207ZM32 139H33V140H32ZM34 139H35V140H34ZM148 139H149L150 141H149ZM158 139H157V140H158ZM161 139H160V140H161ZM166 139H167V138H166ZM210 139H211V140H210ZM31 140H32L33 142H32ZM138 140H139L140 142H139ZM147 140H148V141H147ZM192 140H193V139L190 138V139H188V142H189V143H192V142H193ZM209 140L212 141L215 145L212 144V142H210ZM14 141H15L16 143H15ZM24 141H25V142H24ZM39 141H40V142H39ZM43 141H44V144H43ZM145 141H147V142H145ZM152 141H153V142H152ZM155 141H156V140H155ZM168 141H170V139H168ZM190 141H191V142H190ZM200 141H199V143L196 142V143H198V145L195 143V145H193L194 147H192V145L189 144V145L191 146V148H193V149L195 148L196 151H197L198 154H199V155L197 154L198 156L196 157V156H195L196 153H195V155H194V153H193L194 156L192 155L193 157L191 158V161H192L191 163H193V164H194L196 161L198 162V160H199V162H198L199 164H200V163H201V164H204V163L207 162V160H203L202 156L200 155V149H201L200 147H201V146H204V145H202V144H204V143H203L204 140H202L201 142H200ZM27 142H29V143L27 144ZM31 142H32V143H31ZM38 142H39V143H38ZM41 142H42V143H41ZM144 142H145V143H144ZM158 142H159V141H158ZM162 142H161V144H162ZM171 142H172V139H171ZM218 142H220L221 146H218V145H219ZM35 143H37V145H35ZM128 143H129V142H128ZM136 143H137V144H136ZM147 143H148V144H147ZM193 143H194V142H193ZM193 143H192V144H193ZM200 143H202V144L199 145ZM210 143H211V145H210ZM15 144H16V145H15ZM24 144H25V147L23 146ZM154 144H157V143H154ZM165 144H166V143H165ZM165 144H164V145H165ZM170 144H171V143H170ZM146 145H147V146H146ZM149 145H150V146H149ZM157 145H158V144H157ZM164 145H163V146H164ZM166 145H167V144H166ZM168 145H169V144H168ZM171 145H174V144H171ZM207 145H206V146H207ZM209 145H210V146H209ZM228 145H229V146H228ZM196 146H197V147H196ZM37 147H38V146H37ZM149 147H150V148H149ZM172 147H173V146H172ZM12 148H13V149H12ZM39 148H40V147H39ZM165 148H166V147H165ZM197 148H198V150H197ZM199 148H200V149H199ZM202 148H204V147H202ZM220 148H219V149H220ZM55 149H57V148H55ZM58 149H59V148H58ZM126 149H127V148H125V150H126ZM149 149H150V150H149ZM167 149L171 150L170 145H169V148H167ZM172 149H173V148H172ZM225 149H222V150H221L222 152L220 151V152L222 153L221 156H224V155H225V154H224V153H225V151H224ZM255 149L258 150L257 145H256V144H252L251 146H248L247 149H246V148H245L244 150L241 149V150H238V152H239V153L243 152V153H247V154H248L249 151H251L250 153H252L253 151H254V152L257 151V150H255ZM229 150H231V149H229ZM261 150H262V149H261ZM261 150H260V148H259V151H261ZM59 151H62V148H61ZM147 151H148V153H147ZM172 151H174V149H173ZM259 151H258V152H259ZM154 152H155V151H154ZM181 152H183V147H182ZM220 152H218V154H219ZM231 152H232V151H231ZM235 152H237V150H234V152H232V153L236 154ZM238 152H237V153H238ZM39 153H41V152H39ZM42 153H43V152H42ZM133 153H134V154H133ZM150 153H151V154H150ZM170 153H172V152H170ZM173 153H176V152H173ZM177 153H178V152H177ZM179 153H180V152H179ZM0 154H1V153H0ZM32 154H33V156H32ZM152 154H153V155H152ZM191 154H192V153H191ZM191 154H189L190 157H191ZM208 154H209V153H208ZM216 154H217V153H216ZM37 155H38V154H37ZM155 155H156V157H155ZM169 155H170V154H169ZM173 155H174V154H172V156H173ZM175 155H176V154H175ZM0 156H2V154H1ZM30 156H31V157H30ZM39 156L41 157L42 154L39 155ZM39 156H35V158L37 159V157H39ZM170 156H171V155H170ZM200 156H201V157H200ZM40 157H39V158H40ZM157 157H158L159 159H158ZM199 157H200V158H199ZM28 158H29L30 160H29ZM35 158H34V160H32V161L34 162V163L32 162V163H33V166H34V165H37V164L39 165L38 162H35V161H37V160H35ZM41 158H42V157H41ZM187 158H188V157H187ZM195 158H196V159H195ZM201 158H202L203 161L201 160ZM27 159H28V160H27ZM161 159H162V161H161ZM154 160H155L156 162H155ZM9 161H10V162H9ZM159 161H160L162 164H160ZM194 161H195V162H194ZM200 161H202V162H200ZM204 161H205V162H204ZM187 162H189V161L187 160ZM187 162H185V163H187ZM221 162H222V160H221ZM6 163H7V164H6ZM9 163H10V164H9ZM12 163H14V164H12ZM167 163H168V161H167ZM177 163H179V162L176 161V166H177ZM11 164H12V165H11ZM183 164H184V163H182V165L179 164L178 167L181 168V169H180V170H181L180 172L182 173V171H183V174H184L185 171H186V172L189 171L190 167L183 166ZM7 165H8V166H7ZM13 165H14V166H13ZM122 165H124V163H123ZM184 165H185V164H184ZM189 165H190V164H187V166H189ZM204 165H205V164H204ZM161 167H163V168H161ZM178 167H177V168H178ZM182 167H183V168H182ZM12 168H15L16 170H14V169H12ZM17 168H18V169H17ZM151 168L154 170V173L152 172L153 170H151ZM154 168H155V169H154ZM156 168H157V169H156ZM125 169H126L127 171H126ZM159 169H160V171H159ZM162 169H163V170H162ZM164 169H165V171H164ZM184 169H185V170H184ZM124 170H125V171H124ZM148 170H149L150 173L152 172V173H151L152 175H151V174H148ZM21 171H20V172H21ZM34 171H35V170H33V169H31V168L29 167V169H27V171H26L25 174L30 175V174H32ZM8 172H9V174H7ZM20 172H18V175H19ZM36 172H38V170H37ZM121 172H122V171H121ZM28 173H29V174H28ZM159 173H161V175L163 174L162 176L164 177V178L162 177L163 179H159L160 181H159L158 178H157V176L159 177V175H160ZM15 174H16V175H15ZM33 174H35V173H33ZM40 174H41V173H39L38 175H40ZM42 174H43V173H42ZM155 174H157V176H155ZM183 174H182V175H183ZM4 175H5V176H4ZM150 175H151L152 177H151ZM153 175H154V177H153ZM161 175H160V176H161ZM221 175H222V174H221ZM36 176H37V175H36ZM40 176H41V175H40ZM148 176H150V177H148ZM4 177H5V178H4ZM23 177H24V176H23ZM23 177H21V179H23ZM37 177H38V176H37ZM44 177H45V176H44ZM182 177H183V176H182ZM125 178H126L127 180H125ZM153 178H154V179H153ZM156 178H157V179H156ZM159 178H160V177H159ZM150 179H151V180H150ZM155 179H156V180H155ZM40 180H42V177H40ZM132 180H133V181H132ZM152 180H153V181H152ZM162 180H163V181H162ZM184 180H185V179H184ZM184 180H183V181H184ZM204 180H205V179H204ZM206 180H207V179H206ZM155 181H157V183H156ZM183 181H182V183H184ZM185 181H186V180H185ZM4 182H6V181H4ZM126 182H127V183H126ZM129 182H130V183H129ZM150 182H151V183H156V184H154V185H156L157 188L154 187L153 184H152L151 187H152V188L154 187L157 191H156L154 188H153V190H151V187H150L151 183H150ZM158 182H159V183H158ZM160 182H161V183H160ZM162 182H163V183H162ZM186 182H187V181H186ZM207 182H208V181H207ZM198 183H200V182H198ZM198 183H197V184H198ZM205 183H206V182L204 181V184H205ZM5 184H6V183H5ZM128 184H129V185H128ZM158 184H160V185H158ZM170 184H169V185H170ZM184 184H185V183H184ZM206 184H208V183H206ZM169 185H166V183H165V185L163 186L164 190L166 189V186L168 187ZM186 185H188V184H186ZM158 186H159V187H158ZM178 186H179V185H178ZM160 187H161V188H160ZM171 187H172V184H171L170 188H171ZM180 187H181V186H180ZM183 187H186V186H185V185H182V188H183ZM168 188H169V187H168ZM187 188H188V187H187ZM187 188H186V190H187ZM2 189L0 190V193L3 192ZM136 189H135V190H136ZM140 189H141V190H140ZM159 190H160V192H159ZM141 191H142V192H141ZM144 191H145V192H144ZM9 192H11V191H7V190H6L5 192L1 193L2 195H0V196H1L0 198L3 199L4 197L10 195ZM152 192H153V194H152ZM154 192H155V193H154ZM143 193H144V194H143ZM105 194H106V193H105ZM139 194H140V195H139ZM151 194H152V195H151ZM228 194H229V195H228ZM231 194H232L231 192L224 193L223 196L220 195V196H222V197H218V199H217L216 196H212L214 199H213L212 197H209L210 199L208 198V201H206V202H203V201L201 200L202 203H201L200 200H198L199 202H197V201L195 200L196 202H194V203L192 202V203H191V201L187 200V198L183 196V197H182V201L184 202V204H182V202H181V206L183 205V206H182L183 208L180 206V202H179V204L176 202L178 205L175 203V204H174V207L177 205L179 208H177V206L175 207V209H174V210H175V213H174V214H176V216L179 217V218H178V217L176 218V221H177V219H178V220L180 219L179 221H181L180 224H181V228H182V229H181V231H180V230H179V231H180V233H182V234H181L182 237H180V239H185V235L183 234L184 231H182V230H184L186 224H188V222H186V221H188L187 218H189V215H190L191 212H194V213H192V215H193V214H194V215H197V214L200 215V213H201V215H202V213H203L202 211H203L204 209H206V210L204 211V213L207 212V211L209 212V211H210V209L208 208L209 206H207V208H204V209H203V207H204L203 204H206V203L209 202L211 199H213L211 202H213V203H215V204L217 203V204H216V206H217V205L221 204L222 202L227 201V200L229 199L227 196H230ZM103 195H104V194H103ZM143 195H144V196H143ZM101 196H102V195H101ZM101 196H100V197H101ZM105 196H107V194L104 195V197H105ZM231 196H232V195H231ZM102 197H103V196H102ZM215 197H216V198H215ZM106 198H107V197H106ZM151 198H152V199H151ZM183 198H184V200H183ZM221 198H222V199H221ZM225 198H226V199H225ZM104 199H105V198H104ZM104 199H102V201L107 202V199H105V200H104ZM141 199H142V200H141ZM148 199H150V200H148ZM0 200H1V199H0ZM100 200H101V199H100ZM145 200H146V201H145ZM157 200H159V199H157ZM185 200H186V203H185ZM214 200H215V201H214ZM141 202H142V204H141ZM155 202H156V201H155ZM157 202H158V201H157ZM157 202H156V203H157ZM189 202H190V203H189ZM220 202H221V203H220ZM100 203H101V202H100ZM100 203H99V204H100ZM148 203H149V202H148ZM153 203H154V202H153ZM200 203H201V204H200ZM218 203H219V204H218ZM103 204H104V203H103ZM150 204H152V203H150ZM150 204H148V205H150ZM154 204H155V203H154ZM154 204H153V205H154ZM199 204H200V206H201L200 209L198 208L199 206L197 207V205H199ZM100 205H101V204H100ZM148 205H147V206H148ZM184 206H185V207H184ZM180 207H181L182 209H180ZM218 207H219V206H218ZM218 207H217V208H218ZM196 208H198V209L195 210ZM184 209H186L185 211H187V209H188V211H189L190 213H189V212L186 213V212L182 211V210H184ZM207 209H208V210H207ZM190 210H191V211H190ZM194 210H195L196 212H195ZM198 210H199V211L202 210V211L198 213ZM176 211H177V212H176ZM178 211L180 212V213H179L180 215H181V213H182V215H183L184 213H185L186 215L184 214L183 217H182V219H181V218H180V215H178ZM204 213H203V214H204ZM140 215H141V214H139V215H137V216H139V217H141V218L143 219V215H141V216H140ZM182 215H181V216H182ZM187 215H188V217H187ZM139 217H138V218H139ZM184 217H185V218H184ZM95 219H96V216H95ZM139 220H141V219H138L137 222L141 223ZM182 220H183L184 222H183ZM141 221H142V220H141ZM174 221H175V219H174ZM142 222L144 223V221H142ZM182 222H183V223H182ZM185 222H186V223H185ZM86 223H87V225H90L91 223H92L91 225H93L94 222L89 221V222H86ZM86 223H85V224H86ZM141 224H142V223H141ZM173 228H174V225H173ZM175 228H176V227H175ZM217 229H218V228H217ZM174 230H175V229H172V232H173ZM211 230H212L213 232H212ZM208 231H210L211 233L208 232ZM208 231H207L208 234H210L211 236H214V237H215V236L217 235L216 238L220 237V236H219V234H220L219 229H218V230H215V229L213 228V229H209ZM216 231H217V233L219 232V234H216V235H215L214 233H216ZM221 232H222V230H221ZM180 233H179V234H180ZM76 234H78V233H76ZM76 234L73 236L74 239H78V238L80 237L79 235H76ZM171 234H174V232L171 233ZM185 234H186V233H185ZM221 234H222V233H221ZM174 235H175V234H174ZM174 235H172V236H174ZM183 235H184V236H183ZM210 235H209V236H210ZM183 237H184V238H183ZM180 239L176 238V241H177V240H180ZM70 242L72 243V241H69V242H65L64 244H65V245H67V244L69 245V244H71ZM75 242H76V241H75ZM177 242L179 243V241H177ZM73 243H74V242H73ZM73 243H72L71 245H73ZM178 243H177V244H178ZM241 243H242V242H241ZM241 243H240V245H241ZM74 244H75V243H74ZM236 244H237V246L239 245L238 242H237ZM243 244H244V242H243ZM245 244H246V243H245ZM245 244H244V245H245ZM179 245H180V244H179ZM69 246H70V245H69ZM228 246H229V245H228ZM228 246L225 247L226 250H227ZM231 246H232V245H231ZM233 246H234V249H235V248H236V245H233ZM233 246H232V248H233ZM175 248H177V247H175ZM175 248H173V249L170 250V254H171V252H173V250H174ZM225 248H223V249H225ZM229 248L234 252V249H232L230 246H229ZM219 249H221V247H220ZM230 249H228V250H230ZM178 250H179V249H178ZM221 250H222V249H221ZM255 250H256V248H255ZM205 251H207V252L211 251V247H210V246H208V248L205 247ZM232 251H231V255H232ZM236 251H237V249H235V252H236ZM174 252H177V251L174 250ZM174 252H173V253H174ZM207 252H206V253H207ZM220 252H221V251H220ZM235 252H234V254H236V256H237V254L239 255V253H237L238 251H237L236 253H235ZM173 253H172V254H173ZM229 253H230V251H229V252H228V251L225 252V250H223L222 253H220V254H222V255H221V258H220V260H222V262H220V263H222V264H223V263H224V264H227V263H225V262H228V264H236V262L239 260V258H238V257H237V259H236V257L233 258V256H235V255L233 254V256H230ZM172 254H171V255H172ZM222 256H223V257H222ZM239 257H240V256H239ZM223 258H224V259L227 258L228 260L225 259V261H223V260H224ZM231 258H233V259H231ZM173 259H174V257H173ZM166 260H168V259H166ZM232 260H233V261H232ZM169 261H171V263L169 262L170 264H172V263L174 264V262H173L172 259H170ZM238 262H240V261H238ZM258 262H259V260L257 259V261L255 260L253 264H256V263H258ZM167 263H168V262H167ZM169 263H168V264H169ZM217 264H219V262H217ZM237 264H238V263H237Z\"/></svg>", "mask_w": 264, "mask_h": 264}]
</instances>
